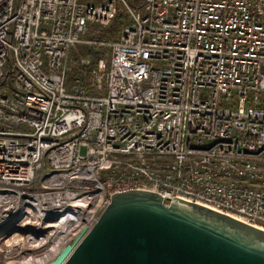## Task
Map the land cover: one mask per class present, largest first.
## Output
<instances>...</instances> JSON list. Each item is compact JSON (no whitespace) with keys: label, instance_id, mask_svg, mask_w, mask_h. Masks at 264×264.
<instances>
[{"label":"built area","instance_id":"1","mask_svg":"<svg viewBox=\"0 0 264 264\" xmlns=\"http://www.w3.org/2000/svg\"><path fill=\"white\" fill-rule=\"evenodd\" d=\"M120 1L97 42L116 0H0V226L139 189L264 230V0Z\"/></svg>","mask_w":264,"mask_h":264},{"label":"water","instance_id":"2","mask_svg":"<svg viewBox=\"0 0 264 264\" xmlns=\"http://www.w3.org/2000/svg\"><path fill=\"white\" fill-rule=\"evenodd\" d=\"M43 264H264V230L176 196L169 203L130 189L112 193L94 224Z\"/></svg>","mask_w":264,"mask_h":264},{"label":"bare ground","instance_id":"3","mask_svg":"<svg viewBox=\"0 0 264 264\" xmlns=\"http://www.w3.org/2000/svg\"><path fill=\"white\" fill-rule=\"evenodd\" d=\"M58 209L55 207H51L46 212L37 211L35 214L38 218V225L27 226L24 227L23 230L27 231L29 235L30 233L36 232V235H43L44 241L50 243V246L46 248L45 252L41 255L33 256L32 253L28 254L29 251H35L39 248L37 245H31L27 247V245H23L22 242L18 243L17 239H14V242L17 244H11L6 251H4L7 255H12L13 252L18 251V255L21 254L22 258L27 254L26 258L23 257L20 260V257L17 258L20 261H16L14 263L5 262L4 264H43L49 260H51L60 250V248L64 245L67 239L75 236V232H78L80 227L85 223H90L92 220V211L85 207V204H81L79 209L70 211L69 214H64L63 217L60 218L58 216ZM19 216V213H17ZM63 214V213H62ZM17 220V218H16ZM53 221V222H52ZM50 223H53V233L51 235L48 234V230L46 229ZM9 223H4L0 226V231L4 232L5 228L6 233L20 230L19 225L10 226ZM51 228V229H52ZM41 237V238H42ZM51 237V241L50 240ZM30 238V237H29ZM74 239V238H73ZM43 241V240H41ZM48 244V243H47ZM16 254V255H17ZM15 257V256H14ZM1 262V261H0ZM4 262V261H3Z\"/></svg>","mask_w":264,"mask_h":264},{"label":"trees","instance_id":"4","mask_svg":"<svg viewBox=\"0 0 264 264\" xmlns=\"http://www.w3.org/2000/svg\"><path fill=\"white\" fill-rule=\"evenodd\" d=\"M142 0H125L128 5H138ZM121 7H116L115 13L107 25L102 28H92L89 33V39L97 42H108L116 40L120 34L122 27L128 23L129 16L125 5L119 1ZM107 49V50H106ZM109 50L106 46L100 43H94L80 48L82 56L91 59V66L95 67L98 59L108 57ZM107 53V55H106ZM72 75H77L73 72ZM84 81V77H82Z\"/></svg>","mask_w":264,"mask_h":264},{"label":"rangeland","instance_id":"5","mask_svg":"<svg viewBox=\"0 0 264 264\" xmlns=\"http://www.w3.org/2000/svg\"><path fill=\"white\" fill-rule=\"evenodd\" d=\"M119 1L120 0H116V7H118L119 8V6L121 7V5H120V3H119ZM114 15V14H113ZM111 20V19H110ZM109 20V21H110ZM91 28H102L103 26H98V25H91L90 26ZM89 35H87L86 37H88ZM81 47H83V46H80V45H78V48H79V50H80V48ZM107 50V49H106ZM107 53H108V51H107ZM107 53H106V55H107ZM82 55V54H81ZM104 58H106V57H104ZM50 225H53V223L52 224H50ZM49 232H52V229H51V227H48V228H46ZM76 233V232H75ZM40 236V237H39ZM30 237V238H29ZM35 237V238H34ZM42 235H33V234H31L30 236H28V233H26V232H19V231H17V230H15V231H12V232H9V233H5V234H1L0 235V264H4L5 262H12V263H14V262H16V261H20L23 257H25L26 258V256H27V254L26 255H24L22 258L20 257V255L21 254H24V253H20L19 255L17 254L18 253V251L17 252H13V254L12 255H7V254H5L4 253V251H6L7 250V248L11 245V244H17V242H14L13 240L14 239H16V238H18L17 240H18V243H20V242H22V244L23 245H27V247H30L31 245H37L39 248H37V250H35V251H29V253L28 254H30V253H32V255L33 256H37V255H41V254H43L44 252H45V250H46V248L48 247V245L50 246V243L49 242H47V241H44V238L42 237ZM41 240H43V241H41ZM73 240V237H71L70 239H67L66 240V242L64 243V245L65 244H67V243H70L71 241ZM49 241H51V237H50V240ZM48 243V244H47ZM63 245V246H64ZM62 246V247H63ZM61 247V248H62ZM60 248V249H61ZM17 254V255H16ZM15 256V257H14ZM20 257V260L19 259H17V258H19ZM4 261V262H3Z\"/></svg>","mask_w":264,"mask_h":264}]
</instances>
